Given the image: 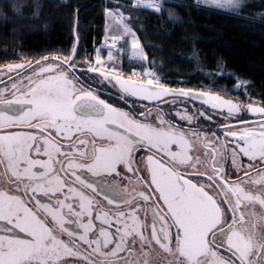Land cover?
I'll return each instance as SVG.
<instances>
[{
	"label": "snow or ice",
	"instance_id": "obj_1",
	"mask_svg": "<svg viewBox=\"0 0 264 264\" xmlns=\"http://www.w3.org/2000/svg\"><path fill=\"white\" fill-rule=\"evenodd\" d=\"M170 2L114 0L103 53L78 56L74 13L68 50L0 65V264H264V99L163 81L136 13L178 20ZM201 2L235 15L247 6ZM32 7L38 18V0ZM23 9L10 3L13 15ZM125 55L139 71L124 70ZM166 97L199 100L223 119L203 127L198 117L213 121L203 111L172 116L158 107ZM137 101L156 102L155 114Z\"/></svg>",
	"mask_w": 264,
	"mask_h": 264
},
{
	"label": "trees",
	"instance_id": "obj_2",
	"mask_svg": "<svg viewBox=\"0 0 264 264\" xmlns=\"http://www.w3.org/2000/svg\"><path fill=\"white\" fill-rule=\"evenodd\" d=\"M11 2L0 0V11L7 13V19L0 14V65L68 50L74 43V13L80 37L78 56L91 52L106 32L104 9L114 0H38V18L33 0H15L24 5L19 16L9 11ZM119 2L127 7V0ZM245 3L240 15L195 0H172L166 5L178 20H169L167 13L137 12L144 26L138 34L149 61L154 62L153 70L173 88L210 90L244 101L253 97L252 102L260 105L264 99V0ZM122 59L125 71L140 70L138 61L127 55ZM237 78L248 81L247 87H235Z\"/></svg>",
	"mask_w": 264,
	"mask_h": 264
},
{
	"label": "flooded vegetation",
	"instance_id": "obj_3",
	"mask_svg": "<svg viewBox=\"0 0 264 264\" xmlns=\"http://www.w3.org/2000/svg\"><path fill=\"white\" fill-rule=\"evenodd\" d=\"M92 87L96 88L97 86L95 84H93ZM180 88H182V87H180ZM99 90L101 91L102 94H107L109 96L114 95V93L116 91L114 89H111V86H108V89H105L103 83H101ZM203 91H206V90H203ZM197 103H198V101L193 100V99L177 98V99H175L174 105L171 108H169V104H165V105L162 104L163 106L161 104H159L158 107L160 109H163L165 111V113H171L172 116H174V113L176 111L184 110V109H186L188 111V113H190V114H197L198 110L203 111V112H205L208 115H210L211 112L213 114V111H210L211 109L206 108L205 106H200ZM121 106H125V105H123L122 102H121ZM134 107H137V108H139L141 110H144L145 108H147V109H157V104L156 105L154 104L153 106H150V105H147V104L144 105L141 102H137L136 105H134ZM169 118H171V117H169ZM198 118L201 121H203V127H213V124H214L213 121H207V120H205L204 117H198ZM175 121L178 124L182 123L181 121H179L178 117L175 118ZM214 121H216V120H214ZM184 126L187 127L188 125L185 124ZM214 130H216L217 133L220 134V131L218 129L214 128Z\"/></svg>",
	"mask_w": 264,
	"mask_h": 264
},
{
	"label": "rangeland",
	"instance_id": "obj_4",
	"mask_svg": "<svg viewBox=\"0 0 264 264\" xmlns=\"http://www.w3.org/2000/svg\"><path fill=\"white\" fill-rule=\"evenodd\" d=\"M196 2H197V0H195ZM247 0H245V2H246ZM249 1V0H248ZM201 4H203L202 2H201ZM205 5V4H204ZM208 6H210V5H208ZM212 7V6H211ZM101 48H102V45L100 46ZM106 51V49H103L102 48V53L103 52H105ZM127 51H128V49H127ZM129 59H131L130 57H129ZM131 60H133V59H131ZM17 63H26V62H24V61H21V62H13L12 64H17ZM2 65H5V64H2ZM123 66V65H122ZM127 72V71H126ZM13 76H15V73H13L12 74ZM4 80L7 82V83H11V81H8V79H7V76H5L4 77ZM2 87H4V84H0V88H2ZM207 91H210V90H207ZM213 92V91H212ZM213 93H218V92H213ZM219 95H221L222 97H224V98H226V99H230V100H234V101H242V102H244V103H248V98H247V100L246 101H244V100H241V99H238V98H236V97H229V96H227V95H224V94H222V93H219ZM177 98H180V97H176V98H172V97H166L165 98V100L167 101V102H160L159 104H169V108H171V107H173V105H174V102H175V99H177ZM137 102H141L142 104H147V105H150V106H153L154 104L156 105L157 103L156 102H151V101H137ZM198 105H200V106H205L206 108H209V109H211L210 108V106H208V105H206V104H202L201 103V101L200 102H198L197 103ZM256 104H258V103H256ZM259 105V104H258ZM163 106V105H162ZM153 110V115L155 114V111L157 110V109H152ZM210 111H213V114H212V112L210 113V115H212L213 116V119L214 120H216V121H219V120H222L223 119V116L222 115H220L217 111H215V110H210ZM246 115V117H247V119L249 120V121H256V120H258L259 119V117L258 116H256L255 114H252V113H246L245 114ZM213 120V122H215ZM230 122H232V123H235V121H234V119H231L230 120ZM237 127H239V125H237ZM217 135H221V134H219V133H217ZM221 139H223V136H221ZM243 160H244V162L246 163L247 162V158H243ZM228 166H230V159L225 163V167H226V169H227V167Z\"/></svg>",
	"mask_w": 264,
	"mask_h": 264
}]
</instances>
